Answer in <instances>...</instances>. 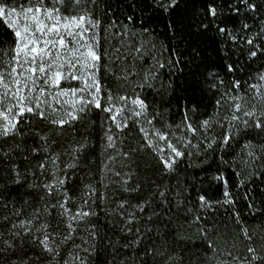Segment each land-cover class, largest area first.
I'll return each mask as SVG.
<instances>
[{"label":"snow or ice","instance_id":"snow-or-ice-1","mask_svg":"<svg viewBox=\"0 0 264 264\" xmlns=\"http://www.w3.org/2000/svg\"><path fill=\"white\" fill-rule=\"evenodd\" d=\"M0 264H264V0H0Z\"/></svg>","mask_w":264,"mask_h":264},{"label":"trees","instance_id":"trees-1","mask_svg":"<svg viewBox=\"0 0 264 264\" xmlns=\"http://www.w3.org/2000/svg\"><path fill=\"white\" fill-rule=\"evenodd\" d=\"M153 26H155V24H154ZM162 27H163V26H162V25H160V29H158V30H162ZM240 207H241V210L243 211V205H242V204H241V206H240Z\"/></svg>","mask_w":264,"mask_h":264}]
</instances>
